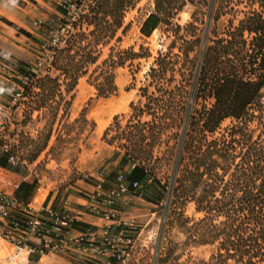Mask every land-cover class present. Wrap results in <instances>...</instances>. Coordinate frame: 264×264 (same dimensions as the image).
I'll use <instances>...</instances> for the list:
<instances>
[{"label":"trees","instance_id":"obj_1","mask_svg":"<svg viewBox=\"0 0 264 264\" xmlns=\"http://www.w3.org/2000/svg\"><path fill=\"white\" fill-rule=\"evenodd\" d=\"M137 1L100 0L81 21L89 20V24L97 26L105 23L109 29L121 28L126 9ZM233 2L235 0H155V9L143 21L141 32L150 36L165 24L173 32V44L181 40L179 49L191 76L190 79L185 77V81L190 86L192 103L188 102L186 107L182 104L176 112L166 110L158 117L150 111L155 104L150 101L146 106L153 116L151 121H142L145 109L133 103L135 112L126 126L123 127L115 116L114 123L104 132L109 143L119 142L123 158L134 161L128 179L143 181L150 176L145 162L161 139L163 127L172 122L179 128L173 133L176 140L173 203L191 198L204 216L190 225L183 212L176 210L174 215L187 229V241L216 247L208 259L189 256L182 260L173 245V264H264V0H248L250 8L244 11L239 23L232 24L221 36L210 29L211 19H219ZM255 2L258 7H251ZM188 3L197 5L201 12L195 11L194 20L184 26L173 22ZM205 17L207 26L199 34L197 21ZM2 19L28 34L14 22ZM72 48L73 45L59 47L56 53ZM83 48V59L76 65L79 72L88 63L98 60L92 47ZM192 53L196 54L192 56ZM56 59L55 56L53 66L65 75L66 91L71 92L79 77L69 76L66 67H56ZM112 63L116 61L113 59ZM12 65L19 75L28 77L26 88L31 95L38 94L35 89H40L42 96L48 98L46 92L51 87L47 89V86L59 81V77L40 76L23 64ZM172 66L170 55L161 53L150 68L151 84L162 94L169 95L173 90L172 85L160 83ZM97 80L100 96L117 90L113 73L103 81ZM186 86L177 87L185 89ZM147 91L148 87H144L143 92ZM200 97H212L214 103L209 108H196L192 104ZM229 118L233 123L222 128V123ZM114 127L116 133L110 135ZM0 154L1 164L12 167L8 161L9 152L1 151ZM115 154L120 151L115 150ZM35 183L36 180L33 183L22 181L18 186L11 183L8 186L25 198Z\"/></svg>","mask_w":264,"mask_h":264},{"label":"rangeland","instance_id":"obj_2","mask_svg":"<svg viewBox=\"0 0 264 264\" xmlns=\"http://www.w3.org/2000/svg\"><path fill=\"white\" fill-rule=\"evenodd\" d=\"M239 1L242 2L235 0L219 19H211L210 29L223 36L232 24L237 25L244 11L250 8L248 0ZM251 7H258V3L255 2ZM154 9L155 0H138L133 7L126 9L123 26L118 29H109L105 23L100 26L89 24L88 20L63 30L66 15L48 16L54 20L52 28L59 30L63 38H66L61 47L73 45V48L62 53L55 51L53 54L49 46L51 34H43L44 45L40 52L35 51V60L27 64L18 63L27 66L29 70L31 67L38 68L40 76L50 74L59 77L58 83L53 82L47 86V89H52H49L50 93L46 92L48 98L42 96L40 89H35L38 94L27 93L26 85L29 81L17 73L9 58L0 56L7 65L5 69H0L4 77L0 91V121L4 127L0 130V140L8 144L19 157V164L12 167L36 180L35 186L38 189L34 193L32 191L31 195L40 192L42 198L47 194L73 198L91 191L88 185L95 184L96 178L92 175L95 171H129L134 161L123 158L124 151L119 142L109 143L104 138V132L114 123L115 116L119 117L125 127L135 112L133 103L145 109L142 121H151L153 118L146 106L150 101L155 103L150 111L158 117L166 110L176 112L182 104L186 107L188 102L192 103L190 86L185 81V77L190 79L191 76L188 75L187 62L179 49L181 40L173 44L175 37L165 24L150 36L141 32L143 21ZM195 11L201 12L197 5L188 3L173 22L184 26L194 20ZM33 17L36 18L35 15ZM206 20L207 17L197 21L199 34L206 28ZM30 21L31 26L33 19ZM83 47H92L94 57L98 60L88 63L79 72L76 65L83 59ZM161 53L169 54L173 62L167 76L162 82L160 80V83L173 86L169 95L157 90L149 76L150 68ZM55 56L58 59L56 67H66L69 76L79 77L71 92L66 91L68 82L65 75L53 66ZM113 59L115 64L112 63ZM110 73L114 75L117 90L108 96H100L97 79L103 81ZM69 82H72L71 78ZM186 84L185 89L177 87ZM144 87H148L147 92H143ZM20 89L25 95L15 99ZM155 98L158 101L155 102ZM213 103L212 97H200L192 105L196 108H209ZM232 123V119H226L222 128ZM252 126L256 127V123ZM178 129L172 122L165 125L161 139L151 152L152 156L145 162L153 181L148 184L144 199L134 203L133 209V202L126 205V208L119 206L124 216H136L139 228L142 229L135 252L139 261L133 264H173V245L182 255V260L189 256L208 259L215 250L214 245L187 241V229L181 226L174 215L176 210L183 212L190 225L204 216V212L197 210L191 198L182 199L178 204L173 203V147L176 143L173 133ZM114 133L115 127L110 135ZM115 150L120 151V154H115ZM30 196L23 200L26 201Z\"/></svg>","mask_w":264,"mask_h":264},{"label":"built area","instance_id":"obj_3","mask_svg":"<svg viewBox=\"0 0 264 264\" xmlns=\"http://www.w3.org/2000/svg\"><path fill=\"white\" fill-rule=\"evenodd\" d=\"M100 0H57L66 15L63 30L74 27L91 13ZM37 24H44L37 20ZM49 46L54 54L66 42L59 30L50 29ZM38 74L39 69L31 67ZM28 80V77H25ZM22 95V89L15 99ZM4 127L0 121V130ZM1 138V137H0ZM2 151L9 152L8 161L18 165L19 157L10 152L8 144L0 140ZM94 190L84 193L85 212L106 220L102 225L91 224L85 229L77 225L83 215L72 209L71 199L62 198L55 207L38 195L23 201L6 181L0 182V264H57L52 254L77 255L84 264H133L137 241L142 229L136 216H124L119 203L130 205L135 199H144L153 177L143 181L128 179L125 172L118 173L115 184L107 187L108 172L96 173ZM151 235L149 236V238ZM144 245H146L144 243ZM35 255V256H34ZM34 257V258H33Z\"/></svg>","mask_w":264,"mask_h":264},{"label":"crops","instance_id":"obj_4","mask_svg":"<svg viewBox=\"0 0 264 264\" xmlns=\"http://www.w3.org/2000/svg\"><path fill=\"white\" fill-rule=\"evenodd\" d=\"M22 1L24 2L22 3ZM54 14L55 16L56 14L63 17L65 16L64 11L58 7L57 0H0V56L3 58H9L10 61L13 62V64H27L35 60V58L37 57V53L35 51L40 52V48H42L44 45L42 44L43 40L45 39L43 38V34L44 36H48L50 33L49 31L52 28V22L54 20L50 19L48 16ZM34 15L36 16V18L33 17ZM3 16L17 24L19 28L27 31L28 34L22 33L17 28H14L6 23L2 19ZM31 19H33V21L30 26ZM37 20H43L44 24H37ZM33 28L36 30H34ZM5 67H7V65L0 58V69H5ZM3 83L4 77L0 74V91L3 88ZM1 151L2 150L0 147V153ZM95 172L92 175L96 178ZM107 172L109 177L107 187L109 188L115 184L118 173L122 171H119L118 173H112L110 171ZM130 172L131 169L126 172L127 177ZM1 181H6L7 184L11 183L14 186H18L22 181L33 183L35 179H32L28 175H24L20 169H15L9 164L3 166V164H1L0 162V182ZM95 185L96 182L92 185L89 184L88 188L90 190H94ZM34 189H31V193L32 191L34 193V191H36L38 187ZM37 195L39 199H46L48 202L54 204L55 207H59L61 205L62 198H66V196L58 197L55 194H47L46 197L42 198L40 197V192ZM37 195H31L27 198V200ZM68 197L71 199L72 209L76 212H80L83 215V221L77 225L78 229L82 230L91 224L102 225L106 222V220L100 216H95L93 214L85 212L84 204L86 202V199L83 194L79 196H73V198L70 196ZM138 201V198L133 201V204L131 205L132 209L133 207H135L134 203ZM119 205L125 207V205L122 203H119ZM49 255L51 259L57 264H84V261L77 255L52 253H50Z\"/></svg>","mask_w":264,"mask_h":264}]
</instances>
